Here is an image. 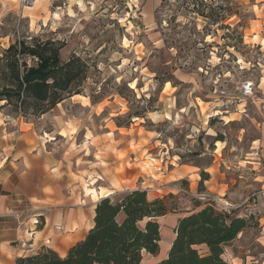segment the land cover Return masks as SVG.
<instances>
[{
	"label": "rangeland",
	"instance_id": "374dc122",
	"mask_svg": "<svg viewBox=\"0 0 264 264\" xmlns=\"http://www.w3.org/2000/svg\"><path fill=\"white\" fill-rule=\"evenodd\" d=\"M35 5L24 9L18 0H0V92L15 83L10 61L18 62L20 72L22 61L36 62L6 55L20 43L21 49H58L62 64L74 60L68 92L79 94L44 113L25 95L22 103L0 100V127L15 140L31 133L54 143L70 158L88 131L103 134L109 170L125 169L126 179L118 186L110 177L107 183L118 189L97 191L88 185L100 179L94 173L83 183L91 200L142 190L167 209L156 218L159 252L144 254L141 264L161 260L179 218L207 205L221 211L238 207L236 215L250 210L255 215L248 226L257 229L253 205L264 196V0H45L38 10ZM247 82L253 87L249 99L240 96ZM92 142L96 147L98 141ZM170 159L197 167L198 174L204 170L212 183L199 186L200 175L196 184L195 177L170 183L163 177L173 166Z\"/></svg>",
	"mask_w": 264,
	"mask_h": 264
},
{
	"label": "crops",
	"instance_id": "0c3cea01",
	"mask_svg": "<svg viewBox=\"0 0 264 264\" xmlns=\"http://www.w3.org/2000/svg\"><path fill=\"white\" fill-rule=\"evenodd\" d=\"M44 1L39 0L36 10ZM88 132L90 136L77 146L78 150L70 158L68 152L56 151L54 143L40 142L31 133H24L15 140L0 127V264H15L16 258L31 255L41 248L64 257L93 227L95 205L100 200H91L83 183L93 180L96 173L100 179L93 185L88 184L89 187L113 193L118 188L107 183L108 179L117 180L118 186L120 181H125V169L117 168L116 174L109 170L110 150L109 145L103 143L106 141L103 134L97 136ZM92 139L98 141L96 147ZM171 164L173 166L163 173L164 179L176 183L190 182V178L195 177L193 181L198 183L197 167L176 164L170 159ZM209 175L205 183L211 184L213 177ZM207 191L211 192L209 188ZM262 199L263 202L253 205L257 212L254 218L257 229L247 226L229 244L237 249L229 246L224 249V258L231 264H264V196ZM233 209L238 207H231L229 213L246 220L255 215L250 210L236 215ZM166 256L167 253L161 260Z\"/></svg>",
	"mask_w": 264,
	"mask_h": 264
},
{
	"label": "trees",
	"instance_id": "16d2710c",
	"mask_svg": "<svg viewBox=\"0 0 264 264\" xmlns=\"http://www.w3.org/2000/svg\"><path fill=\"white\" fill-rule=\"evenodd\" d=\"M58 51L47 53L40 45L28 49L24 45L21 49L20 43L19 48L11 45L6 55H27L36 62L27 65L22 61L20 72L18 62L10 61L15 83L2 89L0 100L22 103L25 95L40 103L44 113L65 96L78 95L68 92L75 79L74 60L62 64ZM220 140L217 137L215 141ZM199 175V186H202L209 176L204 170ZM166 211L163 200L150 201L142 190L102 198L95 205L93 227L64 257L41 248L16 258L15 264H141L144 254L155 256L159 252L160 231L156 218L164 216ZM247 226L246 219L207 205L178 220L167 256L157 264H231L224 258V249Z\"/></svg>",
	"mask_w": 264,
	"mask_h": 264
},
{
	"label": "built area",
	"instance_id": "2783aa9c",
	"mask_svg": "<svg viewBox=\"0 0 264 264\" xmlns=\"http://www.w3.org/2000/svg\"><path fill=\"white\" fill-rule=\"evenodd\" d=\"M19 1V4L21 5V7L22 8H31V7H33L34 5H35V2H36V0H18ZM240 96L241 97H243V98H247V99H249V98H252V96H253V87H252V85H251V83H245L244 85H243V87H242V91H241V93H240ZM231 207L230 206H223V211H225V212H227V213H229V209H230Z\"/></svg>",
	"mask_w": 264,
	"mask_h": 264
},
{
	"label": "bare ground",
	"instance_id": "6f19581e",
	"mask_svg": "<svg viewBox=\"0 0 264 264\" xmlns=\"http://www.w3.org/2000/svg\"><path fill=\"white\" fill-rule=\"evenodd\" d=\"M36 1H39V0H36ZM36 3V2H35ZM35 7L37 8V6L35 5ZM32 8V7H31Z\"/></svg>",
	"mask_w": 264,
	"mask_h": 264
}]
</instances>
